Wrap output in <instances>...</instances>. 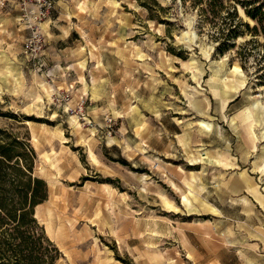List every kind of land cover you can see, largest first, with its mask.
<instances>
[{
  "label": "rangeland",
  "instance_id": "obj_1",
  "mask_svg": "<svg viewBox=\"0 0 264 264\" xmlns=\"http://www.w3.org/2000/svg\"><path fill=\"white\" fill-rule=\"evenodd\" d=\"M56 2L70 48L62 71L48 51L52 15L45 74L22 53L18 11L0 9V101L11 116L0 124L30 132L49 188L36 213L62 250L57 264H264L256 21L239 4L241 31L219 49L217 27L191 1ZM54 90L72 92L70 104ZM81 98L83 118L70 110Z\"/></svg>",
  "mask_w": 264,
  "mask_h": 264
},
{
  "label": "trees",
  "instance_id": "obj_2",
  "mask_svg": "<svg viewBox=\"0 0 264 264\" xmlns=\"http://www.w3.org/2000/svg\"><path fill=\"white\" fill-rule=\"evenodd\" d=\"M181 1H191L217 27L219 49L241 31L239 4L256 21L252 28L248 24L250 30L264 36V0ZM4 117L11 116L0 101V118ZM36 160L30 132L0 124V264H57L63 255L36 213L49 197L47 181L35 173Z\"/></svg>",
  "mask_w": 264,
  "mask_h": 264
},
{
  "label": "built area",
  "instance_id": "obj_3",
  "mask_svg": "<svg viewBox=\"0 0 264 264\" xmlns=\"http://www.w3.org/2000/svg\"><path fill=\"white\" fill-rule=\"evenodd\" d=\"M56 5V0H0V9L7 7L9 8L8 12L13 9L18 11L16 19L19 28L26 31L22 40V53L34 70L44 74L50 73L52 70L46 69V66H48L47 48L49 41L43 24L51 19L56 10ZM53 75L52 78L55 77ZM67 90L66 92L54 90L52 93L53 100L65 101L70 104L72 92ZM85 108L86 100L81 98L77 106H71L70 110L82 115L80 118H83L85 117Z\"/></svg>",
  "mask_w": 264,
  "mask_h": 264
},
{
  "label": "crops",
  "instance_id": "obj_4",
  "mask_svg": "<svg viewBox=\"0 0 264 264\" xmlns=\"http://www.w3.org/2000/svg\"><path fill=\"white\" fill-rule=\"evenodd\" d=\"M58 20H61V17L56 16V12H54L53 20H52L53 27L48 26L49 27L48 32L51 35V39L49 40L50 46L48 48V51L50 52L51 59L53 61L51 63L56 64L63 71V51L68 50L70 47L68 45H64L65 43H63V39H64L63 38V23L62 24L59 23ZM69 35H70V32H68V34H66L65 37H69Z\"/></svg>",
  "mask_w": 264,
  "mask_h": 264
}]
</instances>
